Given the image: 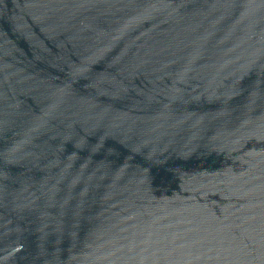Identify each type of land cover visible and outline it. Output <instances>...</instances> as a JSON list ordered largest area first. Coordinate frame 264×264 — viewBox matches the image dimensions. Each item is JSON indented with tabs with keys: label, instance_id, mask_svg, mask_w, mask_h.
Segmentation results:
<instances>
[{
	"label": "water",
	"instance_id": "water-1",
	"mask_svg": "<svg viewBox=\"0 0 264 264\" xmlns=\"http://www.w3.org/2000/svg\"><path fill=\"white\" fill-rule=\"evenodd\" d=\"M0 264H264V0H0Z\"/></svg>",
	"mask_w": 264,
	"mask_h": 264
}]
</instances>
